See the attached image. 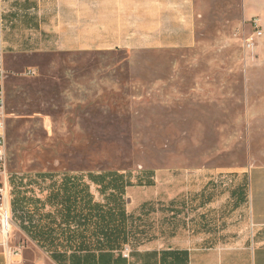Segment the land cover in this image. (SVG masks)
Listing matches in <instances>:
<instances>
[{"label":"rangeland","instance_id":"374dc122","mask_svg":"<svg viewBox=\"0 0 264 264\" xmlns=\"http://www.w3.org/2000/svg\"><path fill=\"white\" fill-rule=\"evenodd\" d=\"M206 2L192 49L81 64L49 55L35 62L34 76L7 74L6 166L9 178L22 175L9 192L44 198L50 181L35 183L40 172L59 180L69 172L117 170L133 182L125 210L142 217L140 226L196 225L192 215L180 217L178 198L212 186L208 224L227 226V176L264 164V33L253 52L242 46L254 16L264 31V0ZM148 173L152 184L145 185ZM91 191L101 202L94 186ZM21 224L13 216L10 244L27 258L43 256Z\"/></svg>","mask_w":264,"mask_h":264},{"label":"crops","instance_id":"0c3cea01","mask_svg":"<svg viewBox=\"0 0 264 264\" xmlns=\"http://www.w3.org/2000/svg\"><path fill=\"white\" fill-rule=\"evenodd\" d=\"M206 4V0H0L4 68L7 74H18L49 55L74 57L81 61L70 63L81 64L102 56L122 55L128 60L144 52L192 49ZM227 177L225 184L231 183L225 188L223 205L231 211L227 226L208 224L211 220L204 210L213 203L212 181L204 185L210 189L178 198L180 217L192 215L196 225L183 222L178 229L150 228L144 235L137 234L142 242L131 250L154 251L158 257L172 251L180 256L176 264H184V252L186 264H264V164ZM201 220L203 225L198 224ZM157 240L164 245L152 246ZM1 242L0 235V264H58L45 252L33 258L23 250L7 256Z\"/></svg>","mask_w":264,"mask_h":264},{"label":"trees","instance_id":"16d2710c","mask_svg":"<svg viewBox=\"0 0 264 264\" xmlns=\"http://www.w3.org/2000/svg\"><path fill=\"white\" fill-rule=\"evenodd\" d=\"M55 173L40 172L35 183L49 179L47 194L28 196V191H10L11 213L30 239L58 264H176L180 256L172 251L133 252L140 244L137 236L150 228L139 223L142 217L125 210L126 189L133 186L130 175L116 171L65 173L59 180ZM12 186L22 175L11 174ZM148 176L145 185L152 184ZM142 183V181L140 182ZM19 186V185H17ZM96 188L101 202L91 191ZM44 189L40 190L43 193ZM146 204L145 206H147ZM128 255L123 254L125 248ZM186 264V253H183Z\"/></svg>","mask_w":264,"mask_h":264},{"label":"built area","instance_id":"2783aa9c","mask_svg":"<svg viewBox=\"0 0 264 264\" xmlns=\"http://www.w3.org/2000/svg\"><path fill=\"white\" fill-rule=\"evenodd\" d=\"M250 28V35L245 37L242 42L243 48L249 52L255 50L258 39L263 36V28L259 17L254 16L251 20L247 21ZM2 18L0 13V35L2 31ZM32 70L28 69L24 71L26 76H34ZM7 71L4 68V55L2 51V45L0 40V235L2 237V246H5V254L18 255L21 253L22 247L10 245V236L13 227V214L11 213V205L9 204L8 195L12 182L9 178L8 168L6 166L7 150H6V87L5 79ZM11 202V201H10ZM129 249L126 247L123 250L125 256L128 255Z\"/></svg>","mask_w":264,"mask_h":264}]
</instances>
